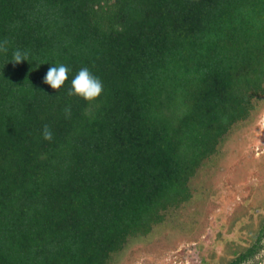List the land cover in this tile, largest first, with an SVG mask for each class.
<instances>
[{"label": "trees", "instance_id": "1", "mask_svg": "<svg viewBox=\"0 0 264 264\" xmlns=\"http://www.w3.org/2000/svg\"><path fill=\"white\" fill-rule=\"evenodd\" d=\"M263 95L264 0H0V264H110Z\"/></svg>", "mask_w": 264, "mask_h": 264}, {"label": "rangeland", "instance_id": "2", "mask_svg": "<svg viewBox=\"0 0 264 264\" xmlns=\"http://www.w3.org/2000/svg\"><path fill=\"white\" fill-rule=\"evenodd\" d=\"M191 198L110 264H264V95L189 181Z\"/></svg>", "mask_w": 264, "mask_h": 264}, {"label": "clouds", "instance_id": "3", "mask_svg": "<svg viewBox=\"0 0 264 264\" xmlns=\"http://www.w3.org/2000/svg\"><path fill=\"white\" fill-rule=\"evenodd\" d=\"M25 61L21 53L13 54V63L18 64ZM69 69L65 65L51 66L48 68L43 83L47 84L53 90H58L68 78ZM102 92V84L98 78L93 77L87 68H82L71 81V88L68 95H77L86 101L97 98ZM43 138L45 140L52 139V133L47 126L43 129Z\"/></svg>", "mask_w": 264, "mask_h": 264}]
</instances>
